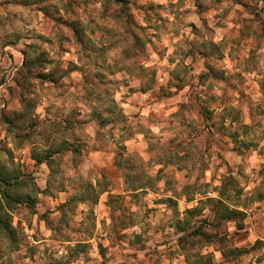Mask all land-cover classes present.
Listing matches in <instances>:
<instances>
[{
    "label": "rangeland",
    "instance_id": "obj_1",
    "mask_svg": "<svg viewBox=\"0 0 264 264\" xmlns=\"http://www.w3.org/2000/svg\"><path fill=\"white\" fill-rule=\"evenodd\" d=\"M185 1L0 0V169L22 178L32 206L9 215L33 239L53 224L87 243L85 264L94 254L99 264H187L195 251L213 264H264V0ZM56 148L53 173L30 157ZM121 150L123 171L112 165ZM102 172L124 198L93 191ZM227 175L251 196L244 228L223 231L227 250L246 252L181 246L177 218ZM49 176L62 192L37 194ZM70 191L74 209L60 218ZM28 241L0 233L1 255L20 243L21 255L42 250L52 264L56 248Z\"/></svg>",
    "mask_w": 264,
    "mask_h": 264
},
{
    "label": "trees",
    "instance_id": "obj_2",
    "mask_svg": "<svg viewBox=\"0 0 264 264\" xmlns=\"http://www.w3.org/2000/svg\"><path fill=\"white\" fill-rule=\"evenodd\" d=\"M104 2L105 4H107L106 2H113L114 7H116L120 3L121 5H124L126 3L128 4L129 0H104ZM73 32L76 36V39H79L78 29L74 28ZM131 36L135 38V35L133 33H131ZM58 150H60V148H56L53 151L44 150V153L38 151L37 153L34 152V149H32L31 158L35 161V163H45L49 169V172L53 173L51 168L53 163L51 156L53 152L58 153ZM72 151L73 150H71V152ZM122 154V150L115 153L112 165L116 168V170L122 169L123 171ZM128 161L129 160L126 161V164H129ZM104 169L105 168H102L101 170ZM102 175L103 180H105L104 184H102L100 180L96 179L91 186L93 188V191H96V189H98L96 191L97 194L108 192L107 198L110 201L111 198H124L122 197L121 193H112V189L106 188V185L108 183H113L112 187H115L116 184L118 185V182H114V180H112L111 178H107L109 177L107 176V173L102 172ZM18 177L19 176L9 175L7 171L0 169V233L6 235L8 239L12 240L13 242L16 241V235L22 232V227L20 223H18L16 226L13 225L12 218L9 215V212H11V209L16 207V204L21 205L23 203L27 207L32 206V204H29L28 202V199L30 198L29 194H21V192H19V190L24 186V183L22 181V178ZM50 177L51 176L48 177L46 188L41 191L46 195L48 194L51 196H55V194L62 191L63 189H56L54 184H52L54 180H51ZM128 181H130L131 183L134 181L136 182L137 180L129 178ZM139 188H143V185L141 183L137 185H130L131 191H135ZM216 193L217 195L215 197H208L206 195L203 196L202 198L197 200V204L190 208H186L181 218H177L176 226H178V229L182 233L178 237L179 244L181 246L185 244H188L190 246H205L215 244L218 249L222 251V255H224V257H226L227 251L234 254L246 252L245 249L237 247L229 248V250H227V243H232V240L230 237H228V233H224L223 231L227 228V223L230 222H234L237 231L244 228V217L246 215V208L248 206V201L251 200V196L249 198L241 196V189L237 188V180L232 175L222 177L220 185L217 187ZM131 194L135 195V192H131ZM77 195L78 194H74L73 191H70L65 200L57 205L56 208L60 212V218H63L66 215L72 213L75 206L76 197L78 198ZM86 198L87 196L83 192V195L80 196V199L84 201ZM204 208H208L209 215L202 217ZM110 210L112 213L116 211V209L113 207H110ZM121 213L122 210L119 215H121ZM47 223L50 224L49 221ZM49 228L53 233V237L61 241L68 242V244L65 246L64 254L58 260H56L54 264H68L78 259L80 257V254L86 252L87 243L75 239H70L67 237L68 235L65 236V234L64 236L60 235L61 230H58L60 228H56V226H54L53 224L52 226L49 225ZM234 233L236 232L234 231ZM256 243L257 242H255V244ZM255 244L252 249L255 248ZM20 246V243H16V245L14 244L13 248L18 249L20 248ZM190 255L194 256V262L190 261ZM186 261L187 264H213L212 256L209 254H201L200 251H195L192 254L188 252Z\"/></svg>",
    "mask_w": 264,
    "mask_h": 264
},
{
    "label": "crops",
    "instance_id": "obj_3",
    "mask_svg": "<svg viewBox=\"0 0 264 264\" xmlns=\"http://www.w3.org/2000/svg\"><path fill=\"white\" fill-rule=\"evenodd\" d=\"M160 1L165 2V3L168 2V3H175V4L180 2L182 4V0H160ZM214 1L216 3V6H219L218 2L221 1V0H214ZM195 2H196V0H186L185 4H186V6L187 5H191L192 7L197 8L198 5ZM214 12H219V11H214ZM196 15L199 16L197 12H196ZM215 30L217 32L216 33V40L221 39L223 37V33H220V31H222V29L218 27ZM30 157H31V154H30ZM41 164H43V165H45L47 167V165L45 163H41ZM45 188H46V186L44 187V189ZM44 189H41V190H44ZM41 190L37 191V194L40 193L42 195H45ZM60 192H62V191H60ZM46 196H50V195L47 194ZM59 203L60 202H58L57 205ZM9 213L12 215V212H9ZM39 221H41V220H39ZM12 223H13L14 226H16L18 224V222H12ZM19 223L21 224L22 231H25V237H27V239L29 240L28 241L29 243L36 245L37 248H38V245H39L40 247L48 246V247H50L52 249L53 248L57 249V251H54V254L56 256L54 255L55 258H54V260H52V262H51L52 264H54L55 261L58 260L63 255V253L65 252V246L64 245H67L68 242L67 241H61V240L53 237V235H51L52 231H51L50 228L46 227L45 225L44 226L41 225L40 226V233L42 234V238L33 239L32 236H31V233H33L35 229L31 228V226H28V225L25 226V224L22 225L21 222H19ZM72 243H73V241H72ZM22 247H24V246H20V248H18V249L13 248V247L10 248L9 251L12 252V253H11L9 258L4 257L3 255H1V250H0V264H5V263H7V264H46V263H48L47 261L45 262V260H44L43 251L42 250H39V251L37 250L36 256H33V258H32L29 255L25 256V255H21L20 254L21 251H24L26 249V248L21 249ZM93 258H94V261H96L95 264L96 263L99 264L97 259H100V257L97 256V254H94ZM95 258H96V260H95ZM3 259H6V260L3 261ZM88 261H90L89 258L85 262H88ZM85 262L83 260H81V258H80V259H77L75 262L73 261V263L70 262L68 264H81V263L85 264Z\"/></svg>",
    "mask_w": 264,
    "mask_h": 264
},
{
    "label": "clouds",
    "instance_id": "obj_4",
    "mask_svg": "<svg viewBox=\"0 0 264 264\" xmlns=\"http://www.w3.org/2000/svg\"><path fill=\"white\" fill-rule=\"evenodd\" d=\"M47 70V69H46ZM260 239L264 240V233L261 234V236L259 237Z\"/></svg>",
    "mask_w": 264,
    "mask_h": 264
}]
</instances>
